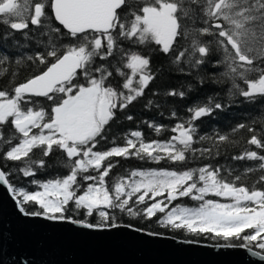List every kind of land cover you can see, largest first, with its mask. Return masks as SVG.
Wrapping results in <instances>:
<instances>
[{
	"label": "snow or ice",
	"instance_id": "snow-or-ice-1",
	"mask_svg": "<svg viewBox=\"0 0 264 264\" xmlns=\"http://www.w3.org/2000/svg\"><path fill=\"white\" fill-rule=\"evenodd\" d=\"M127 3L128 0H0V14L4 17L0 24L10 28L0 34V39H12L18 49L29 48L27 42L20 44L14 39L19 32L25 41L34 40L44 45V51L32 55L23 53L15 63L38 62L45 69L14 86V95L0 90V126L10 122L20 135L19 143L4 153V159L22 161L25 166L19 171L24 177H32L35 175L33 165L45 167L43 158H33L36 155L33 150L39 149L42 157H48L55 146L66 154L71 165L70 174L65 177L46 182L32 180L37 186L33 192L14 187L2 170L0 184L7 188L18 211L26 217L74 224L93 231L125 227L148 236H162L159 232L122 223L116 210L144 221H152L160 213L155 223L162 228L183 230L186 236L223 241L219 246L243 248L264 260L261 251H253V246L264 250V172L251 187L241 182L242 175H234V168L219 163L179 171L138 169L128 177H121L111 188L106 185L105 178L114 167L112 157L127 159L131 156L156 163L165 160L184 164L189 160L188 153L193 160L209 161L224 155L221 145L235 143L229 135L217 131L210 136L200 135L197 140L194 124L215 110H224V103L213 104V97H209L208 104L189 108L190 119L176 123L171 128L175 135L166 141L146 142L137 130L131 131V138H125L124 146L94 151L105 139L106 126L114 119L116 111L141 97L154 78L149 70V58L131 52L125 53L124 66L131 70L122 85L126 91L106 85L112 72L106 65L96 64V58L106 61L112 57L118 37L132 44H154L165 54L176 50L179 37L190 38L189 47L179 51L174 59L180 73L199 72L208 63L213 67L224 66L223 71L208 75L219 82H230V97L239 95L246 100L264 97V0H143L138 11H131V18L128 14L122 15ZM198 22L204 26L196 27ZM29 24L35 26L34 29L29 28ZM64 36L71 37L73 42L60 43ZM204 36L213 39L203 40ZM214 51L221 56L211 60ZM7 59L5 54L4 60ZM181 64L185 67H179ZM113 67L117 74L125 75L119 67ZM197 78L203 86L205 78ZM191 90L189 84L188 91ZM164 95L184 97L185 92L171 89ZM38 97L52 102L50 112L35 106L33 98ZM147 103L151 106L153 101L150 99ZM175 115L173 111L172 116ZM149 127L154 125L149 123ZM161 127L155 126L157 133ZM245 127L239 124L232 132ZM247 130L254 133L247 143L264 149V140L253 128ZM14 138L10 136L3 142L11 145ZM205 140L211 141L208 147H193ZM231 158L261 161L258 167L264 170V155L256 151L246 150ZM105 161L109 162L105 164ZM90 170L96 175H82ZM254 171L248 168L244 175ZM80 180L85 183L81 184ZM258 184L262 186L258 188ZM180 198H190L198 202V206H172ZM29 203L36 205L35 211L25 208ZM80 210H84L85 218L74 219L80 215ZM69 212L72 215H68ZM94 212L98 219L95 223L89 222ZM183 242L199 243V239Z\"/></svg>",
	"mask_w": 264,
	"mask_h": 264
},
{
	"label": "trees",
	"instance_id": "trees-1",
	"mask_svg": "<svg viewBox=\"0 0 264 264\" xmlns=\"http://www.w3.org/2000/svg\"><path fill=\"white\" fill-rule=\"evenodd\" d=\"M143 0H128L127 7L122 11V15L128 14L131 18V11H138L139 7L142 6ZM50 14V12H49ZM3 14H0V19H3ZM190 23V22H189ZM59 27V25H56ZM196 27H203L201 23H197ZM35 26L29 24V28L34 29ZM10 31V28L0 24V34ZM27 31V30H25ZM31 35V33H29ZM15 40H18L20 44L28 43L29 48L18 49L14 45L13 40L9 39L4 41L0 39V90L7 91L10 94L12 88L19 83L27 82L28 79L34 77L44 69L43 65L31 64V62L23 61L20 65L15 63V59L21 56L23 53L29 55L34 54L37 51H44V45L38 44V41L28 40L25 41L21 33L17 32L14 36ZM45 44L47 43V38H43ZM203 40H211L212 37L204 36ZM72 38L69 36H64L61 38L60 43H72ZM190 45V38L186 40L184 37L178 38V43L176 45V50L165 54L159 50V46L154 44L151 45H138L132 44L129 41H124L122 38H117V47L114 49V54L109 57L106 61L99 60L96 58V64H104L107 66L108 70L112 72V76L106 81V85H110L117 91H126L123 89L122 85L125 82L127 76L131 75V70L127 69L124 65L127 62V56L125 53L136 52L146 58H149V70L153 74V80L149 83L148 87L145 89L144 94L133 101L127 108L123 110H117L116 115L109 125L106 126L107 131L105 133V139L101 140L97 145L95 150L107 151L114 146H124L125 138H131V131H141L142 138L146 142L152 140L166 141L170 139L172 135H175L171 131V128L175 126L176 123L184 122L190 119L192 113L188 111L189 108L196 106H203L209 103L208 98L213 97L212 103L220 101L225 104L224 110H215L211 115L202 117L201 119L194 122L197 126V136L199 139L200 135H213L214 132H219L220 134H228L229 139L235 143H224L221 145V150L224 155H221L216 160H202V159H191L192 154L188 153L189 160L184 164H173L171 162L162 160L159 163L152 162L149 160H140L136 157H129L127 159L123 157H112L110 158L111 163L114 167L109 172V176L105 178L106 185L111 188L112 185L119 180L121 177H128L133 170H147V169H169V170H187L193 167H202L207 163H219L226 167H232L235 169L234 175H242V183L251 187L254 181H256L259 176L264 172V170L259 169V164L261 161H250V160H233L232 156H238L247 151H256L258 155H264V149H258L254 145L247 143L253 132L247 130L248 127L254 129V132L258 134L261 140H264V97H256L253 100H246L242 96L236 95L235 97H230L228 89L231 87L230 82H219L216 77L209 76L208 73H219L224 70V66L213 67L211 63L205 64L199 72L193 71L190 75L180 73L178 71L177 65L174 63L175 56L178 55L179 51L183 50ZM7 55L8 59L4 60V55ZM221 54L213 52L211 60L219 59ZM119 67L121 71L125 74L120 76L116 73L115 67ZM179 67H185L181 64ZM15 73V75H13ZM198 76H203L205 82L203 86L200 85ZM138 79V77L136 78ZM80 82L83 83V76L80 77ZM242 87L246 88V85L242 81H238ZM192 85V90L188 91V86ZM175 89L177 91L185 92L184 97L179 96H166L165 92L168 90ZM35 106L37 108H44L45 111L50 112L52 102L48 101L46 98H33ZM152 100L153 104L148 105V100ZM159 105V107H157ZM231 105V106H228ZM175 111L176 115L172 116V112ZM131 116L132 119L129 120L128 117ZM149 123L154 125V127H149ZM245 124L244 129H239L236 132H232V129L236 128L239 124ZM163 126L159 133L156 132L155 126ZM38 131V130H33ZM0 170L8 174L7 178L9 182L14 187H23L29 192L37 190V186L31 183L32 180H38L46 182L49 179H55L58 177H65L70 174L71 165L68 162V158L62 150L54 149L50 152L48 157H42L39 154V149H34L33 152L36 155L34 159L43 158L45 161V167L36 168L33 165L35 175L32 177H24L23 173L19 171L20 168L24 167L22 161H7L4 159V153L9 150L11 146L19 143L20 135L16 133L14 127L11 123L0 126ZM10 136L15 137L12 140V144H5L3 141L8 139ZM99 139V138H98ZM134 139V138H133ZM211 141H200L195 143L193 147H208ZM226 149V151H225ZM31 155V154H30ZM109 161H105L107 164ZM248 168L255 169L254 172H249L245 176V170ZM92 174L96 175L94 171L90 170V173H85L82 175ZM78 179H80L78 177ZM81 184L85 182L80 180ZM87 183H92L88 181ZM262 185L258 184L257 187ZM83 190V189H82ZM79 194V193H78ZM212 199H219L215 197H209ZM135 199V197H133ZM177 204H183L185 206H198V202L192 201L190 198H180L173 202L172 206ZM70 207H74V204H70ZM140 207H144L141 205ZM28 211H35L36 205L29 203L25 205ZM117 215L122 223H131L136 228H143L145 231L159 232L162 236L172 237L178 240L187 239H199V243L208 245H220L223 241H213L205 239L204 237H193L186 236L183 230L170 231L169 229L160 227L155 221L162 215L157 213V216L153 217L152 221H144L140 218L132 219L126 214L119 213ZM84 210H80V215L74 216V219H84ZM72 215V212L67 213ZM98 217L95 212L93 217L88 218L89 222L95 223ZM252 231V230H247ZM234 243H239L235 242ZM254 251H261L264 255V250L256 249L253 246Z\"/></svg>",
	"mask_w": 264,
	"mask_h": 264
},
{
	"label": "water",
	"instance_id": "water-1",
	"mask_svg": "<svg viewBox=\"0 0 264 264\" xmlns=\"http://www.w3.org/2000/svg\"><path fill=\"white\" fill-rule=\"evenodd\" d=\"M0 264H264V260L239 247L189 244L125 227L93 231L26 217L0 184Z\"/></svg>",
	"mask_w": 264,
	"mask_h": 264
},
{
	"label": "rangeland",
	"instance_id": "rangeland-1",
	"mask_svg": "<svg viewBox=\"0 0 264 264\" xmlns=\"http://www.w3.org/2000/svg\"><path fill=\"white\" fill-rule=\"evenodd\" d=\"M159 199V198H158ZM149 203H151V201H149Z\"/></svg>",
	"mask_w": 264,
	"mask_h": 264
}]
</instances>
